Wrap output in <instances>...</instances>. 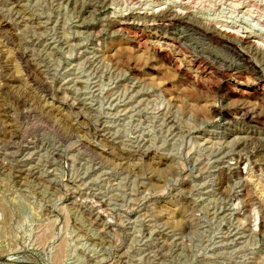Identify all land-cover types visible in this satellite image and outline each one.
<instances>
[{"label": "rangeland", "instance_id": "374dc122", "mask_svg": "<svg viewBox=\"0 0 264 264\" xmlns=\"http://www.w3.org/2000/svg\"><path fill=\"white\" fill-rule=\"evenodd\" d=\"M0 264H264V0H0Z\"/></svg>", "mask_w": 264, "mask_h": 264}, {"label": "bare ground", "instance_id": "6f19581e", "mask_svg": "<svg viewBox=\"0 0 264 264\" xmlns=\"http://www.w3.org/2000/svg\"><path fill=\"white\" fill-rule=\"evenodd\" d=\"M128 26H130L129 24H124V23H120V22H117V24H116V26L115 27H119V28H123V27H128ZM216 39V38H215ZM218 41H220V39L218 40ZM226 42H224V44H225ZM226 47V46H225ZM233 47V46H232ZM237 50V49H236ZM235 50V51H236ZM237 52L241 55V52H239L238 50H237ZM237 54V53H236ZM240 57V56H239ZM249 66L250 67H252V65L251 64H249ZM254 69H255V67H254ZM263 77V76H262ZM35 82V81H34ZM6 90V89H5ZM8 90V89H7ZM248 119L250 118L249 116H246ZM251 119V118H250Z\"/></svg>", "mask_w": 264, "mask_h": 264}]
</instances>
